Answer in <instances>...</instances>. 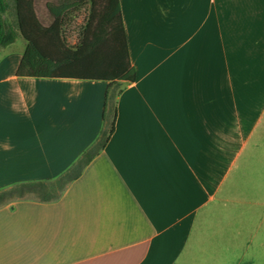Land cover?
Listing matches in <instances>:
<instances>
[{
	"label": "crops",
	"instance_id": "obj_1",
	"mask_svg": "<svg viewBox=\"0 0 264 264\" xmlns=\"http://www.w3.org/2000/svg\"><path fill=\"white\" fill-rule=\"evenodd\" d=\"M120 2L137 81L111 86L114 134L57 201L0 207V264H264V0ZM15 44L0 191L64 176L110 88L19 78Z\"/></svg>",
	"mask_w": 264,
	"mask_h": 264
},
{
	"label": "trees",
	"instance_id": "obj_2",
	"mask_svg": "<svg viewBox=\"0 0 264 264\" xmlns=\"http://www.w3.org/2000/svg\"><path fill=\"white\" fill-rule=\"evenodd\" d=\"M90 6V14L79 36L71 45L65 33L73 10ZM51 24L38 16L36 0H15L14 24L4 16L9 10L7 0H0V46L26 42V50L17 70V77L27 79L73 80L108 83L103 112V129L97 141L72 168L55 181L22 183L0 191V207L16 200L35 197L41 202L57 201L66 188L78 180L85 168L108 145L115 131L117 98L111 86H128L137 81L120 0H77L73 4L47 3Z\"/></svg>",
	"mask_w": 264,
	"mask_h": 264
},
{
	"label": "rangeland",
	"instance_id": "obj_3",
	"mask_svg": "<svg viewBox=\"0 0 264 264\" xmlns=\"http://www.w3.org/2000/svg\"><path fill=\"white\" fill-rule=\"evenodd\" d=\"M77 0H36V10L38 13L39 18L45 25H49L52 22L51 17L47 11L46 5L47 3H55L57 5L60 4H73ZM9 5V10L7 12V21L11 20L15 23V0H7ZM246 6V5H245ZM244 7V5H243ZM244 7L243 10H245ZM90 14V6L85 7L81 10H73L71 11L70 16L67 20V25L65 26V33L68 37V41L71 45H76L78 43L79 36L82 32L83 27L85 26L87 19ZM15 48H24L25 41L22 37H18Z\"/></svg>",
	"mask_w": 264,
	"mask_h": 264
}]
</instances>
